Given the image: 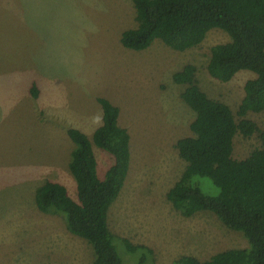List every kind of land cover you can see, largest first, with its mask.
I'll use <instances>...</instances> for the list:
<instances>
[{"label": "rangeland", "instance_id": "1", "mask_svg": "<svg viewBox=\"0 0 264 264\" xmlns=\"http://www.w3.org/2000/svg\"><path fill=\"white\" fill-rule=\"evenodd\" d=\"M136 26L132 0H0V264H93L91 245L69 233L59 214L38 210L35 191L53 180L76 199L67 129L91 136L102 116L98 97L119 107V123L130 134L129 170L107 218L123 264H136L142 251L128 250L122 238L149 248L153 264L248 246L241 231L212 212L181 215L166 192L186 166L174 143L191 134L195 116L181 98L185 85L172 74L194 64L201 90L239 119L243 86L254 73L241 70L227 82L210 76L211 47L230 40L219 28L184 51L158 39L143 50L125 48L121 33ZM244 117L264 130V111ZM259 146L258 132L237 134L232 156L245 158ZM94 152L103 177L111 158Z\"/></svg>", "mask_w": 264, "mask_h": 264}, {"label": "trees", "instance_id": "2", "mask_svg": "<svg viewBox=\"0 0 264 264\" xmlns=\"http://www.w3.org/2000/svg\"><path fill=\"white\" fill-rule=\"evenodd\" d=\"M137 26L125 29L120 42L143 50L155 40L175 51L196 46L213 28L230 40L211 47L207 71L227 82L241 70L254 76L243 86L236 119L229 105L207 96L196 80V66L183 65L172 74L185 85L182 100L194 111L191 134L178 138L174 149L186 162L166 198L183 216L209 211L228 228L245 236L248 246L218 251L204 260L181 255L176 264H264V130L244 117L264 111V0H132ZM36 97L35 83L30 86ZM102 116L89 137L76 127L67 134L73 142L68 169L76 184L73 199L60 182L46 180L35 191V204L44 213L59 214L66 230L86 240L93 250V264H123L116 250L117 236L108 225V211L119 195L130 164V134L119 123V107L98 97ZM258 132L260 146L248 156H232L235 135ZM105 151L111 164L103 177L97 172L94 148ZM207 179L216 188L211 192ZM130 251L141 249L136 264H153L152 251L122 238Z\"/></svg>", "mask_w": 264, "mask_h": 264}, {"label": "crops", "instance_id": "3", "mask_svg": "<svg viewBox=\"0 0 264 264\" xmlns=\"http://www.w3.org/2000/svg\"><path fill=\"white\" fill-rule=\"evenodd\" d=\"M84 132V131H83Z\"/></svg>", "mask_w": 264, "mask_h": 264}]
</instances>
